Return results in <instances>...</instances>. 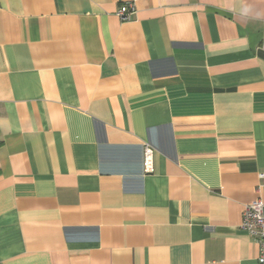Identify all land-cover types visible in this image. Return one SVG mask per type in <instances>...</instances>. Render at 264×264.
<instances>
[{
  "label": "crops",
  "instance_id": "obj_1",
  "mask_svg": "<svg viewBox=\"0 0 264 264\" xmlns=\"http://www.w3.org/2000/svg\"><path fill=\"white\" fill-rule=\"evenodd\" d=\"M126 1L0 0V264H257L264 0Z\"/></svg>",
  "mask_w": 264,
  "mask_h": 264
},
{
  "label": "built area",
  "instance_id": "obj_2",
  "mask_svg": "<svg viewBox=\"0 0 264 264\" xmlns=\"http://www.w3.org/2000/svg\"><path fill=\"white\" fill-rule=\"evenodd\" d=\"M136 0H127L117 10L121 20L130 19L135 12ZM143 170L150 173L153 167V148L145 144L143 148ZM260 184L264 185V171L259 173ZM240 226L253 237L258 245L257 264H264V198H257L244 205Z\"/></svg>",
  "mask_w": 264,
  "mask_h": 264
}]
</instances>
